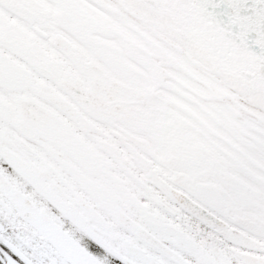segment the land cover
I'll return each mask as SVG.
<instances>
[{
	"label": "snow or ice",
	"instance_id": "6c2138e0",
	"mask_svg": "<svg viewBox=\"0 0 264 264\" xmlns=\"http://www.w3.org/2000/svg\"><path fill=\"white\" fill-rule=\"evenodd\" d=\"M0 264H264V0H0Z\"/></svg>",
	"mask_w": 264,
	"mask_h": 264
}]
</instances>
